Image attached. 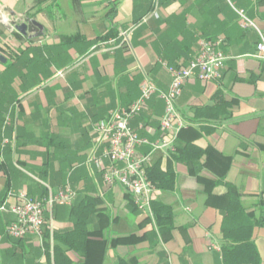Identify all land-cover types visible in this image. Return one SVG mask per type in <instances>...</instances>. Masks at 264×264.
Listing matches in <instances>:
<instances>
[{"label": "crops", "instance_id": "obj_1", "mask_svg": "<svg viewBox=\"0 0 264 264\" xmlns=\"http://www.w3.org/2000/svg\"><path fill=\"white\" fill-rule=\"evenodd\" d=\"M236 10L264 32V0H0V54L7 61L0 63V209H8L0 210V264H53L54 234L73 228V208L87 197L97 198L89 228L101 231L91 237V264H116L119 257L134 264H220L228 185L260 223L253 239L264 264V59L256 57L257 33L241 27ZM12 13L35 19L43 36L10 31ZM150 13L157 17L142 22ZM130 28L124 43L120 33ZM218 39L228 57L219 79L187 81L176 101L185 128L173 150L153 155L152 165L176 175L171 190L155 189L151 198L173 215L172 230L155 238L144 199L104 182L112 163L96 126L135 103L145 80L167 91L170 68L193 60L201 40ZM218 94L229 103L223 112L212 108ZM203 108L211 109L197 113ZM164 110L156 95L130 125L157 141ZM186 144L206 154L177 162L172 155ZM67 186L75 199L46 208L42 236L8 234L19 193L45 202ZM130 237L108 248L104 242Z\"/></svg>", "mask_w": 264, "mask_h": 264}, {"label": "built area", "instance_id": "obj_2", "mask_svg": "<svg viewBox=\"0 0 264 264\" xmlns=\"http://www.w3.org/2000/svg\"><path fill=\"white\" fill-rule=\"evenodd\" d=\"M241 27L245 30H254L259 41L256 45V57L264 59V32L250 19L245 11L236 10ZM157 17L150 13L142 19L147 22L149 18ZM132 34V28L123 30L120 36L123 42H127ZM223 41L201 40L199 51L193 60L180 68H170L171 84L167 91H161L154 82L145 80L141 85V95L128 109L113 111L107 120L98 123L97 132L101 140L107 144L104 157L109 159L112 166L104 171L103 180L107 185H120L130 194L143 198L146 205L151 207V198L155 191L154 184L149 180L148 169L152 165L153 155L160 150H173V145L179 131L184 127V121L176 108V101L181 96L187 81L198 79L201 81H213L220 77L228 57L221 49ZM63 73L60 72L59 76ZM159 98L165 104L164 114L161 119L160 130L162 138L150 141L139 135L130 121L142 113L148 102L154 97ZM149 148L146 153L143 148ZM102 167V160L97 161ZM76 197V193L65 187L56 195L50 193L47 201L42 202L29 197L21 192L18 195V203L11 206L9 211L16 216L14 223L8 228V234L14 238L22 239L28 235L42 236L45 222V211L55 205H70ZM1 211L8 209L4 205Z\"/></svg>", "mask_w": 264, "mask_h": 264}, {"label": "trees", "instance_id": "obj_3", "mask_svg": "<svg viewBox=\"0 0 264 264\" xmlns=\"http://www.w3.org/2000/svg\"><path fill=\"white\" fill-rule=\"evenodd\" d=\"M229 106L224 101L221 94L216 96V105L214 108L217 112H223ZM211 108L198 109L197 113L203 114ZM185 127L179 133L178 138ZM206 133L212 130L204 128ZM206 154V150L194 145L186 144L176 149L173 153V159L177 162L189 164L194 160L202 158ZM149 180L154 184L156 189L171 190L176 182V175L173 170L163 171L160 162L154 163L148 169ZM228 197L230 199L229 206L223 212L222 234L220 244V264H262V258L258 247L253 239L254 229L260 225L254 221L246 213L242 206L240 195L235 188L228 185ZM97 198L87 197L79 205L73 208L74 226L71 230L55 233L54 240L57 242L52 249L53 264H91V254L94 246L91 244V237L99 235L101 231L91 230L89 228V220L97 212ZM152 213L156 220L158 232L153 231V237L157 238L158 234L169 233L172 226V209L170 206L158 201L151 203ZM158 233V234H157ZM133 240L130 238H120L118 240H104L106 247L126 244ZM157 240V239H156ZM50 247L47 246V252L50 253ZM98 250V249H97ZM105 249V253H106ZM76 253L81 257L80 262H73L69 253ZM51 255V254H50ZM116 264H134L132 258L119 257Z\"/></svg>", "mask_w": 264, "mask_h": 264}, {"label": "water", "instance_id": "obj_4", "mask_svg": "<svg viewBox=\"0 0 264 264\" xmlns=\"http://www.w3.org/2000/svg\"><path fill=\"white\" fill-rule=\"evenodd\" d=\"M8 29L10 31H16L24 37L31 39L39 38L43 36V27L35 19H31L28 16H18L12 13L11 19L8 22ZM6 59L0 54V63L5 64Z\"/></svg>", "mask_w": 264, "mask_h": 264}]
</instances>
